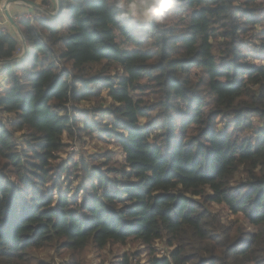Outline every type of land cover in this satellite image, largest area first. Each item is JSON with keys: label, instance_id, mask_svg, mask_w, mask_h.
I'll list each match as a JSON object with an SVG mask.
<instances>
[{"label": "trees", "instance_id": "obj_1", "mask_svg": "<svg viewBox=\"0 0 264 264\" xmlns=\"http://www.w3.org/2000/svg\"><path fill=\"white\" fill-rule=\"evenodd\" d=\"M17 25L27 54L0 66V264L112 246L127 251L111 264H264L263 0H174L159 24L60 0ZM21 53L0 34V62ZM87 140L106 150L61 159Z\"/></svg>", "mask_w": 264, "mask_h": 264}, {"label": "rangeland", "instance_id": "obj_2", "mask_svg": "<svg viewBox=\"0 0 264 264\" xmlns=\"http://www.w3.org/2000/svg\"><path fill=\"white\" fill-rule=\"evenodd\" d=\"M7 0H5L6 3ZM264 1V0H263ZM9 9V8H8ZM45 10V9H44ZM47 11V10H45ZM51 14H53L52 11H48ZM37 15H41L40 11H36ZM3 16V14H0V17ZM5 17V16H4ZM261 17V16H259ZM44 18H49L47 16H45L44 14L41 15V19ZM33 22V20L31 21ZM137 36H139L140 34L137 33ZM125 48H132L131 45H127L124 46ZM254 48H250L247 51V54L251 55V57L254 54L253 52ZM250 51V52H249ZM249 57L247 58L248 63L251 64H259V60L253 56V59ZM4 74H0V79H3V81L0 82V90L6 88L9 85V82L4 78ZM92 108L91 104H82L77 108V113L75 115H77L78 117H80L81 119L87 117V115H84L83 113L85 112V110H90ZM102 115H100L98 118H101ZM104 117V116H103ZM3 119H7L6 117H3ZM88 119L91 121L93 120L92 116H88ZM223 124L219 125V128L222 129L223 128ZM85 141V138L83 139ZM109 149H113L115 150L116 148L113 147V145L108 146ZM106 148L104 145L101 144H97V143H90V141H86V143L81 144V143H75L74 146H71L70 149H67V152L65 154H63L61 156V159H67L70 154H72L75 159L81 158L82 156L85 157H89V156H95L98 155L99 151H105ZM117 151V150H115ZM78 156V157H77ZM78 183L74 182L73 185L69 186L70 188H78ZM67 186L64 185V188H66ZM81 197V194L80 196ZM223 216L227 217L228 219H232L231 216H229L225 211L223 212ZM158 251L160 252V255H162V248L161 245L158 244L155 246ZM128 252H132V253H139L141 255V257L144 259V253H142V250L136 246V245H131V247L128 248ZM127 250L125 248H121L120 246H112V247H108L104 250L98 251L95 250L92 247H88L85 251H83L81 254H77L76 259L74 260L73 257H69L66 254L57 256L55 254L52 253V251H48L45 253H41L37 255V258H40L41 260L46 261L48 264H111L114 262L119 261V258L121 257V255L126 252Z\"/></svg>", "mask_w": 264, "mask_h": 264}, {"label": "clouds", "instance_id": "obj_3", "mask_svg": "<svg viewBox=\"0 0 264 264\" xmlns=\"http://www.w3.org/2000/svg\"><path fill=\"white\" fill-rule=\"evenodd\" d=\"M120 18L131 23H163L174 0H112Z\"/></svg>", "mask_w": 264, "mask_h": 264}, {"label": "water", "instance_id": "obj_4", "mask_svg": "<svg viewBox=\"0 0 264 264\" xmlns=\"http://www.w3.org/2000/svg\"><path fill=\"white\" fill-rule=\"evenodd\" d=\"M7 3H10V4H15V5H19V6H25L29 9H35V5L30 2V1H26V0H7L6 1V4ZM8 7V4L5 5L4 7V11H3V14L6 18V20L8 21L9 25L11 26L12 30L15 32V34L17 35L19 41L21 42V45H22V53L15 59L13 60H8V61H2L0 62V66L2 65H9L15 61H20L22 60L25 55L27 54V47H26V44H25V41L23 39V36L20 32V29L17 25V23L14 21V17L18 16L19 14L18 13H12L11 11H8L6 8ZM38 11L42 12L45 16L49 17V18H52V19H55L57 14L59 13L60 11V0H57V10L55 13L51 14L47 11H45L44 9H38Z\"/></svg>", "mask_w": 264, "mask_h": 264}, {"label": "crops", "instance_id": "obj_5", "mask_svg": "<svg viewBox=\"0 0 264 264\" xmlns=\"http://www.w3.org/2000/svg\"><path fill=\"white\" fill-rule=\"evenodd\" d=\"M26 1L32 2L36 8L35 9H29L25 6H19V5L11 4L9 6V11H11L12 13L20 14V13H25L28 11L36 12L38 9H46V8H48L47 12L52 11L53 13H55L57 10V0H48V6L46 8L42 6V3L44 0H26ZM4 3H5V0H0V7L2 5H4ZM49 19H52V18H49ZM1 81H3V79H0V82Z\"/></svg>", "mask_w": 264, "mask_h": 264}, {"label": "built area", "instance_id": "obj_6", "mask_svg": "<svg viewBox=\"0 0 264 264\" xmlns=\"http://www.w3.org/2000/svg\"><path fill=\"white\" fill-rule=\"evenodd\" d=\"M8 4V7L6 8L8 11H9V6L11 5L10 3H7ZM6 3H4V5H2L0 7V14H3V11H4V7L5 5H7ZM46 10V9H45ZM43 13L41 12V15ZM41 15H37L36 12H25V13H20L18 16L14 17V21L17 23V21H20V20H35V19H39L41 18ZM11 29V26L9 25L8 21L6 20V18L4 17V14L3 16L0 17V34H5L8 32V30Z\"/></svg>", "mask_w": 264, "mask_h": 264}]
</instances>
